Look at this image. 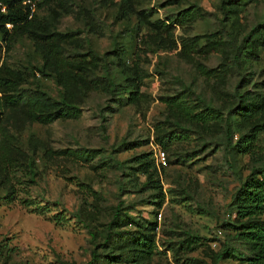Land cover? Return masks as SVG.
Wrapping results in <instances>:
<instances>
[{
    "label": "trees",
    "instance_id": "obj_1",
    "mask_svg": "<svg viewBox=\"0 0 264 264\" xmlns=\"http://www.w3.org/2000/svg\"><path fill=\"white\" fill-rule=\"evenodd\" d=\"M105 6L112 0H100ZM169 0L167 3H181ZM258 0H220L221 26L211 32L181 37L180 54L188 61L195 56L206 58L219 55V62L208 67L193 62L196 73L210 84L212 96L223 98L227 106H215L211 98L196 91L176 78L181 89L174 95L165 96L167 114L163 124L155 127L156 144L169 150L173 144L187 142L192 137L199 140V149L180 154L176 164L192 163L200 153L214 143L213 151L222 147L228 154L230 167L234 168L239 154L249 155L251 166L248 174L240 179L227 203L229 217L218 226L226 232L222 248L213 254V264H226L239 260L244 264H264V153L259 146V136L264 132V79L257 92L246 87L248 73L259 62L264 50V19L250 27L240 23V14L248 2ZM68 0H0V185L6 189L7 202L16 196L14 182L18 183L17 171L26 168L30 181H34L38 167V151L52 161L58 158L74 162H92L101 156L99 148L77 147L54 150L30 137V153L23 150L18 134L11 133L8 125L20 131L26 124H52L58 120H76L82 115V106L93 91L114 95L117 108L106 106L109 112L125 105H137L146 96L144 76L137 66L128 68L123 62L126 46L115 42L112 49L99 53L90 45L85 46L78 36L79 30H59L57 24L62 13L69 11ZM137 0H118L116 19L123 20L135 14L138 20L148 24L153 31L154 42H171L176 48L173 31L177 26L186 27L204 17V10L195 3L180 9L166 20L150 21L153 10H137ZM45 11L44 15L39 12ZM91 27L93 24L87 22ZM7 25L9 27H7ZM22 38L29 39L40 62L37 72L54 80L61 89L55 98L39 83L25 87L26 72L10 67L2 60ZM165 47V43L162 44ZM120 68V78L110 71L111 65ZM102 71V72H99ZM232 76L239 80L229 87ZM257 86V82L253 83ZM19 133V132H18ZM235 133L238 138L233 141ZM211 139L213 142H208ZM147 140H123L113 146L111 154L133 150ZM212 153V150H211ZM116 165L129 169L133 180L140 174L145 177L140 190L153 192L151 203L161 206L165 199L161 179L151 152L138 154L127 162ZM106 166V163H103ZM16 180V181H15ZM136 179L135 185L138 184ZM122 185L120 191H123ZM95 193V192H94ZM97 197V196H96ZM30 203V202H29ZM33 205V204H27ZM38 214L49 212L47 206H36ZM71 218L90 233L92 249L82 264H151L157 252V221L138 217L121 204L115 206L109 219L97 222L96 211L81 205L69 212ZM56 223L69 218L65 210L52 216ZM205 238L185 233L178 250L195 251L205 245ZM192 261H196L191 259Z\"/></svg>",
    "mask_w": 264,
    "mask_h": 264
},
{
    "label": "rangeland",
    "instance_id": "obj_2",
    "mask_svg": "<svg viewBox=\"0 0 264 264\" xmlns=\"http://www.w3.org/2000/svg\"><path fill=\"white\" fill-rule=\"evenodd\" d=\"M68 1L69 11L61 14L57 28L79 30L78 36L85 46L90 45L99 53L111 50L117 41L123 42L126 46L123 62L128 68L137 66L140 69L145 77L143 90L146 96L137 105H125L109 112L105 109L107 105L117 108L114 95L93 91L83 104L79 119L58 120L48 125L26 124L19 133L14 126L8 125L11 133L18 134L26 152L30 153L29 140L33 137L41 145L54 150L99 148L101 156L87 163L64 158L50 161L42 156L40 149L34 181H30V172L26 168L17 171L18 183L14 182L17 197L13 201L7 202L4 197L6 189L0 185V264H82L90 256L91 235L70 217L69 212L84 205L96 211L97 222L104 223L118 204L131 214L157 221L158 253L151 264H213V254L222 248L227 238L226 232L218 225L229 217L227 203L240 179L249 172L250 156L239 154L232 168L228 154L222 147L213 151L214 143H211L192 163L186 161L180 165L175 160L180 154L199 149L198 138L175 143L167 151L156 144L154 138L155 127L163 124L167 114L162 98L181 89L176 78L207 98H213L215 106H227L226 100L211 95L210 83L200 77L193 66L195 61L208 67L215 66L219 55L195 56L194 60L188 61L180 54L181 37L211 32L221 26L220 0H182L178 4H168L169 0H137V10H153L150 21L166 20L191 3L204 10L203 18L184 28H175L176 48H169L171 42H154L153 31L148 24L140 23L135 14L123 20L116 19L118 0H112L108 6L100 0ZM39 13L44 15L45 11ZM262 19L264 0L246 3L240 14V23L250 27ZM89 21L92 27L86 24ZM164 43L165 47L162 46ZM2 60L10 67L26 72L25 87L39 83L52 96L59 98L60 87L53 79L37 72L40 59L29 39L18 40L8 53L3 51ZM249 70L250 82L246 88L257 92L264 79V50L260 61ZM110 71L120 78V68L112 64ZM238 80V76L231 77V90ZM255 82L257 86L253 84ZM237 138L238 133H235L233 141ZM147 139L148 144L111 154L113 146L123 140ZM259 146L264 153V132L259 136ZM143 152H151L158 168L165 194L160 207L151 203L155 200L151 197V190H140L139 184L144 181V176L137 174L138 184L135 185L136 179L132 181L128 175L131 171L118 167L111 159L112 156L119 162H127ZM104 162L106 166H103ZM122 185L124 189L120 191ZM36 206H47L49 212L38 214L33 211ZM64 210L69 219L56 223L52 216ZM185 233L205 238V245L191 252L178 250ZM226 264L244 263L231 259Z\"/></svg>",
    "mask_w": 264,
    "mask_h": 264
},
{
    "label": "built area",
    "instance_id": "obj_3",
    "mask_svg": "<svg viewBox=\"0 0 264 264\" xmlns=\"http://www.w3.org/2000/svg\"><path fill=\"white\" fill-rule=\"evenodd\" d=\"M161 155H162L161 158L164 159L165 157H164V153L163 152H161Z\"/></svg>",
    "mask_w": 264,
    "mask_h": 264
}]
</instances>
